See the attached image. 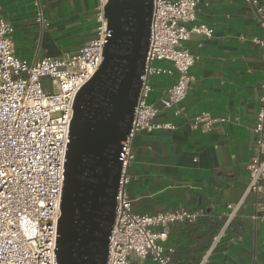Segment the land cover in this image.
Segmentation results:
<instances>
[{
    "label": "crops",
    "instance_id": "1",
    "mask_svg": "<svg viewBox=\"0 0 264 264\" xmlns=\"http://www.w3.org/2000/svg\"><path fill=\"white\" fill-rule=\"evenodd\" d=\"M41 2L47 27L36 21L35 0H0L1 15L15 28L19 57L32 62L61 56L95 36L98 0ZM259 4L264 8V0ZM195 24L207 25L213 35L193 32L182 43L199 56L190 69L193 79L185 99L172 108L162 105L179 75L171 61H160L158 65L168 72L153 76L150 101L159 107L155 119L174 127L135 136L127 186L132 211H197L196 222L169 227L164 245L170 264H201L228 221V205L239 204L205 264H264V188L259 193L248 191L264 80V61L253 38L263 36L264 28L247 0H198L197 18L187 26ZM203 112L218 121L205 128L195 120ZM131 264L158 263L132 257Z\"/></svg>",
    "mask_w": 264,
    "mask_h": 264
},
{
    "label": "built area",
    "instance_id": "2",
    "mask_svg": "<svg viewBox=\"0 0 264 264\" xmlns=\"http://www.w3.org/2000/svg\"><path fill=\"white\" fill-rule=\"evenodd\" d=\"M107 1L98 0L96 34L85 45L61 56H45L32 62L16 54L15 28L0 13V264H59L58 225L74 103L79 90L94 76L103 60L109 34ZM247 2L256 9L264 28V8L259 0ZM35 5L36 21L49 26L41 0H35ZM197 8L198 0H154L142 85L131 131L123 142L107 264H131L132 257L170 264L171 257L164 245L169 227L177 222L198 220V212L186 208L155 214L134 213L127 190L135 136L143 131L174 127L155 119L159 107L150 101L151 77L168 72L155 63L171 61L178 71L177 81L161 100L164 108H172L187 96L193 79L190 69L199 59L182 43L193 32L213 35L205 24L187 26L196 20ZM253 42L264 61V35L254 37ZM260 90L254 128L257 154L248 166V191L256 193L264 188V80ZM195 120L205 128L218 121L206 112ZM228 206L231 208L228 221L214 236L201 264L207 262L220 242L239 204Z\"/></svg>",
    "mask_w": 264,
    "mask_h": 264
},
{
    "label": "water",
    "instance_id": "3",
    "mask_svg": "<svg viewBox=\"0 0 264 264\" xmlns=\"http://www.w3.org/2000/svg\"><path fill=\"white\" fill-rule=\"evenodd\" d=\"M154 0H108L103 60L79 90L58 225L59 264H107L122 171L150 45Z\"/></svg>",
    "mask_w": 264,
    "mask_h": 264
},
{
    "label": "rangeland",
    "instance_id": "4",
    "mask_svg": "<svg viewBox=\"0 0 264 264\" xmlns=\"http://www.w3.org/2000/svg\"><path fill=\"white\" fill-rule=\"evenodd\" d=\"M160 61H158L157 63H155L156 65H158ZM155 79L153 76L151 77V83H152V86L154 87V83H155Z\"/></svg>",
    "mask_w": 264,
    "mask_h": 264
}]
</instances>
